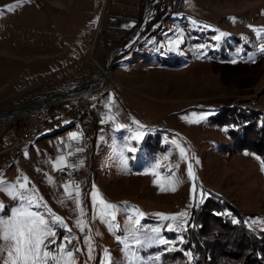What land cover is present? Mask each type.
<instances>
[{
    "label": "rangeland",
    "instance_id": "374dc122",
    "mask_svg": "<svg viewBox=\"0 0 264 264\" xmlns=\"http://www.w3.org/2000/svg\"><path fill=\"white\" fill-rule=\"evenodd\" d=\"M0 12V114L107 72L110 53L153 13L154 24L147 30L146 23L89 91L107 97L108 129L93 131L85 145L81 124L66 126L24 147L26 168L10 153L0 172V219L20 207L43 216L55 233L46 241L55 257L48 264H192L186 249L192 211L209 200L221 204L210 193L242 212L248 228L264 231V146L245 131L249 122L264 129V0H0ZM113 83L122 89L109 91ZM69 98L53 103L78 96ZM24 118L0 119L4 145L14 119ZM233 121L239 124L226 125ZM137 131L144 134L139 141L131 139ZM13 187L31 205L13 199L7 191ZM97 191L116 207L95 203ZM224 213L237 222L231 210ZM7 251L0 241V264H10Z\"/></svg>",
    "mask_w": 264,
    "mask_h": 264
},
{
    "label": "trees",
    "instance_id": "16d2710c",
    "mask_svg": "<svg viewBox=\"0 0 264 264\" xmlns=\"http://www.w3.org/2000/svg\"><path fill=\"white\" fill-rule=\"evenodd\" d=\"M153 24L154 20L148 22L147 30ZM135 25H138V21ZM216 121L225 125L219 119ZM229 124L236 126L239 123L233 121L226 125ZM245 131L251 133L249 139L258 143L260 148L264 146L263 128L255 122H249ZM210 195L219 199L221 204L211 205L209 200V203L193 209L191 214L186 249L195 256L192 264H264V231L248 228L242 212L228 205L220 196ZM226 209L231 210L230 215L237 222L224 213Z\"/></svg>",
    "mask_w": 264,
    "mask_h": 264
},
{
    "label": "snow or ice",
    "instance_id": "6c2138e0",
    "mask_svg": "<svg viewBox=\"0 0 264 264\" xmlns=\"http://www.w3.org/2000/svg\"><path fill=\"white\" fill-rule=\"evenodd\" d=\"M25 0H20V3H24ZM17 5H11L8 7L9 11L15 10ZM2 14V12H0ZM251 27V26H250ZM261 31H264V29H261ZM223 35V33L221 34ZM261 52H264V47H261ZM206 117L201 115L195 120H191L190 122L198 123L201 120L205 119ZM110 120H114V117H109ZM134 123H139L137 121H134ZM118 128H124L125 125H118ZM143 133L137 131L131 139L139 141L143 138ZM77 137L76 133L72 134V138L75 139ZM173 144H176V146L179 148L181 156L185 157V149L180 147L175 140L172 141ZM126 151L129 153L135 152V147H127ZM61 162H63V157H61ZM121 166L124 169H127V159L123 156V153H121V160H120ZM262 167H264V161L261 162ZM160 165L157 164V168H159ZM156 174V173H151ZM189 175H192L191 172V166H189ZM3 181H0V184H2ZM27 180L25 179L24 183H21L19 187L21 189L26 188ZM66 191H68V186H65ZM161 190H166L164 187H161ZM172 191H175V187L171 188ZM8 194L15 199L17 196L21 200L26 201L29 205H31L32 201L25 197L22 193L16 192L15 188L7 189ZM193 192H195V187L193 188ZM79 189H76V196L79 197ZM68 195L71 196L72 192L68 191ZM94 197V202L98 203L99 205H102L104 209H113L116 206L112 204L106 203L99 195L98 191L92 194ZM77 204H79V199H77ZM3 208L0 206V211H2ZM83 210L81 209V212ZM138 212V210H136ZM139 216H143V213H138ZM161 216V219L168 220L172 219L175 220L178 218V216H186V213H180L178 216H166L163 214H159ZM57 222L63 223L62 219L60 217L54 218ZM112 219L115 220V215L112 214ZM131 219V217H130ZM138 223V221H136ZM78 226L81 227L83 230L84 224L82 221H78ZM169 230H172L171 226H169ZM155 231H159V229H156ZM55 233L51 230V228L48 225V222L44 219L43 216H41L38 213H35L30 210V207H20L17 208L12 217L8 219H0V241H3L7 247V255L10 258V264H48L49 259L55 260V257L52 256L51 252L47 250L46 241L49 237L54 236ZM160 243L166 244L168 241L166 240H160ZM182 242V240H181ZM54 243V241H52ZM69 256H71V253H68Z\"/></svg>",
    "mask_w": 264,
    "mask_h": 264
},
{
    "label": "built area",
    "instance_id": "2783aa9c",
    "mask_svg": "<svg viewBox=\"0 0 264 264\" xmlns=\"http://www.w3.org/2000/svg\"><path fill=\"white\" fill-rule=\"evenodd\" d=\"M121 89L120 84L113 83L108 90ZM94 96L88 92L75 98L71 104L51 103L26 115L24 119H14L13 132L7 144L4 145L0 139V171L7 169L10 153L21 158L22 168L28 166L29 161L22 152L26 145L34 141V133L39 130H53L68 120H81V134L85 145L89 143L95 131H106L109 123L104 121L103 105L107 102V97ZM67 173L71 174L69 166L64 168V178H68Z\"/></svg>",
    "mask_w": 264,
    "mask_h": 264
},
{
    "label": "water",
    "instance_id": "95a60500",
    "mask_svg": "<svg viewBox=\"0 0 264 264\" xmlns=\"http://www.w3.org/2000/svg\"><path fill=\"white\" fill-rule=\"evenodd\" d=\"M153 16L152 12H149L147 14V16L145 17L143 24L140 28V30L135 34V36L123 47L120 48H115L109 55V59H108V71L110 70V66L112 64V62L114 61L115 57L121 53H123L125 50H127L133 43L134 41L138 38V36L140 35V32L143 30V28L145 27L146 23L151 19V17ZM124 25L126 27H132L134 25V22H125ZM107 71V72H108ZM107 72H104L102 74H100L99 76H97L96 78H94L93 80L87 82L86 84H84L83 86L73 89V90H68V91H63L57 94H54L48 98H46L45 100H43L41 103L39 104H28V105H23V106H16L14 108H12L11 110L1 113L0 114V119H2V116L6 115V114H10L12 115L14 112H22L23 116H26L32 112H36L42 108H44L45 106L57 101V100H62L63 98H66L68 96H81L84 95L86 93H88L94 86H96L106 75Z\"/></svg>",
    "mask_w": 264,
    "mask_h": 264
},
{
    "label": "bare ground",
    "instance_id": "6f19581e",
    "mask_svg": "<svg viewBox=\"0 0 264 264\" xmlns=\"http://www.w3.org/2000/svg\"><path fill=\"white\" fill-rule=\"evenodd\" d=\"M99 97H106V96H104V94H103V95H100ZM19 114H23V113L22 112H14L12 115L6 114V115L2 116V119H5V118L11 119L15 115H19ZM78 123L81 124V120H68V121H66V123H63V124L57 126V128H55L53 130H39V131L34 133V140L42 138L43 136L48 135L50 133H55V132L61 131L62 129L65 130L64 128L66 126H69V125L71 126L72 124H78Z\"/></svg>",
    "mask_w": 264,
    "mask_h": 264
},
{
    "label": "crops",
    "instance_id": "0c3cea01",
    "mask_svg": "<svg viewBox=\"0 0 264 264\" xmlns=\"http://www.w3.org/2000/svg\"><path fill=\"white\" fill-rule=\"evenodd\" d=\"M97 93H98V91H92V92L89 93V95H96ZM69 97H71V96L66 97L65 100H64V98H63L64 102H71V101L74 100V98H69ZM70 130H71V129H70ZM7 142H8V141H7ZM2 171H4V170H2ZM2 171H0V172H2Z\"/></svg>",
    "mask_w": 264,
    "mask_h": 264
}]
</instances>
